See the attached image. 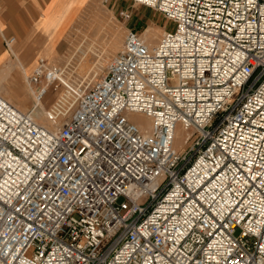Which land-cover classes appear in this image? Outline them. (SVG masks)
<instances>
[{
  "label": "built area",
  "instance_id": "1",
  "mask_svg": "<svg viewBox=\"0 0 264 264\" xmlns=\"http://www.w3.org/2000/svg\"><path fill=\"white\" fill-rule=\"evenodd\" d=\"M132 2L172 28L128 30L61 125L0 95V264H264V0Z\"/></svg>",
  "mask_w": 264,
  "mask_h": 264
},
{
  "label": "rangeland",
  "instance_id": "2",
  "mask_svg": "<svg viewBox=\"0 0 264 264\" xmlns=\"http://www.w3.org/2000/svg\"><path fill=\"white\" fill-rule=\"evenodd\" d=\"M46 1V6L20 8V14L23 17L29 16L32 26H35L41 14L48 20L51 17L49 11L58 0ZM73 3L71 8L62 14L67 21L62 29L57 26L55 34L49 35L43 49L31 57L33 67L27 76L33 71L37 57L45 56L48 61L64 68V78L68 82L74 85L83 79L84 85H90L106 73L108 63L121 49L128 30L137 32L149 45H153L165 30L173 26L172 22L156 10L133 3L132 0H117L118 5H114L113 0H74ZM25 10L29 15L24 14ZM122 10L128 11V18L120 15ZM56 18L61 17L57 15ZM15 27L16 30L12 32L3 30L6 34L15 35V42L9 49L0 41V95L20 110L30 112L42 125H60L72 114L76 105L75 95L72 90L57 83L56 88L54 85L50 86L57 94L49 92L40 104L36 105L34 95L25 89L27 76L21 71L20 64L12 53L14 51L19 54L23 44L20 24L15 23ZM0 28L3 29V26L0 25ZM50 52H53V57L49 55ZM31 85L38 89L37 86ZM41 109L43 113L50 112L56 120L53 121L49 117L45 119ZM131 119L145 128L148 127V120L140 114H132ZM185 136L186 132L178 125L173 143L176 151L185 147Z\"/></svg>",
  "mask_w": 264,
  "mask_h": 264
},
{
  "label": "crops",
  "instance_id": "3",
  "mask_svg": "<svg viewBox=\"0 0 264 264\" xmlns=\"http://www.w3.org/2000/svg\"><path fill=\"white\" fill-rule=\"evenodd\" d=\"M73 1L74 0H58V2L54 3V5L50 4L53 6L51 7V10L48 13L51 15V17L47 20L44 19L42 16L43 14H41L35 26L33 25L35 27V29L33 30L32 29L33 26L30 24L31 21L29 20V16L23 17V15L20 14V8L46 6L48 3L46 0H41V2H37L35 0H0V25L3 26V29L0 28V41L1 43L3 42L2 41L3 36L15 37L14 34H6L3 30L12 32L16 28L15 23L20 24L21 33L23 34L22 35L23 44L19 54H16L14 51H12V53L14 54L16 61L20 64V69L25 74V76H27V74L31 71L33 67V61L31 60V57H33V55L36 52L41 51L43 49L42 47L44 44H46V40L47 38H49V35L55 34L57 30V26H59L62 29L65 22H67L66 20H64L65 18L63 17L65 16L62 14L67 12L71 8L70 6L74 4ZM113 4L114 5L117 4V0H113ZM24 14L29 15L27 10L24 11ZM57 15H59L61 18L60 19L56 18ZM1 43H0V53L2 52ZM49 55L51 57L54 56L53 52H50ZM39 57H44L47 59V57L45 56H39ZM39 57H37V59ZM25 70L27 71L26 73ZM25 89L28 92L32 93L33 95V92L31 91L30 87L27 86V84ZM32 89L34 88L32 87ZM49 92L57 94V92H55L53 89H50L49 87L46 94L42 97L40 101L36 103V105L40 104V102L45 98L46 95H48ZM41 108L43 107L41 106ZM42 114L45 119L49 117L48 112L44 111V113L42 112ZM33 117L37 121L34 115ZM44 126L48 128H53L54 125L51 124L50 126L47 125Z\"/></svg>",
  "mask_w": 264,
  "mask_h": 264
},
{
  "label": "bare ground",
  "instance_id": "4",
  "mask_svg": "<svg viewBox=\"0 0 264 264\" xmlns=\"http://www.w3.org/2000/svg\"><path fill=\"white\" fill-rule=\"evenodd\" d=\"M145 40V39H144ZM146 41V40H145ZM148 43V42H147ZM149 44V43H148ZM96 70V69H95ZM27 71L25 70V73H26ZM60 77V76H59ZM27 78V77H26ZM59 83V82H58ZM60 83L62 84V86H66L67 88H69L70 89V84H69V82L65 79V78H63L62 76L60 77ZM26 84H27V86H29L30 87V89H31V91L33 92V95H34V99H35V101L36 102H38V101H40L41 99H42V97L46 94V92H47V90H48V88L50 87H47L46 88V92L41 96V97H37L36 96V94H35V91H34V89H32V85L29 83V81L27 80L26 81ZM69 94V93H68ZM59 102V101H58ZM48 115H49V118H51V117H53L52 115H51V113L50 112H48ZM140 115H142V114H140ZM143 116V115H142ZM32 117H33V115H32ZM70 117V116H69ZM68 117V118H69ZM143 117H145V116H143ZM67 118V119H68ZM147 120H148V127H147V129L150 127V123H149V119L147 118V117H145ZM33 119H34V117H33ZM66 119V120H67ZM35 120V119H34ZM65 120V121H66ZM36 121V120H35ZM42 125V124H41ZM61 125V124H60ZM44 126V125H43ZM56 126H58V125H56ZM55 126V127H56ZM46 127V126H45ZM55 127H53V128H55ZM48 128V127H47ZM53 128H48V129H53ZM174 143V142H173Z\"/></svg>",
  "mask_w": 264,
  "mask_h": 264
}]
</instances>
